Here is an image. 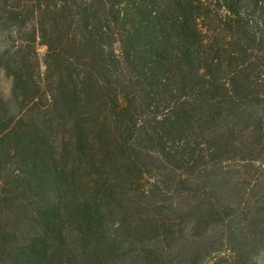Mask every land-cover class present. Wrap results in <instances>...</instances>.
<instances>
[{
	"label": "trees",
	"instance_id": "16d2710c",
	"mask_svg": "<svg viewBox=\"0 0 264 264\" xmlns=\"http://www.w3.org/2000/svg\"><path fill=\"white\" fill-rule=\"evenodd\" d=\"M0 264H264V0H0Z\"/></svg>",
	"mask_w": 264,
	"mask_h": 264
},
{
	"label": "rangeland",
	"instance_id": "374dc122",
	"mask_svg": "<svg viewBox=\"0 0 264 264\" xmlns=\"http://www.w3.org/2000/svg\"><path fill=\"white\" fill-rule=\"evenodd\" d=\"M40 51H43V48H41ZM3 85H5V87H6L8 85V83H3Z\"/></svg>",
	"mask_w": 264,
	"mask_h": 264
}]
</instances>
